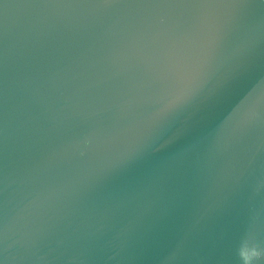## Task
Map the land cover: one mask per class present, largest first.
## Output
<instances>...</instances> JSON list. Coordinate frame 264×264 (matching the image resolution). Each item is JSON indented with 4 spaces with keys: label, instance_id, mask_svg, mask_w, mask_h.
Masks as SVG:
<instances>
[{
    "label": "water",
    "instance_id": "water-1",
    "mask_svg": "<svg viewBox=\"0 0 264 264\" xmlns=\"http://www.w3.org/2000/svg\"><path fill=\"white\" fill-rule=\"evenodd\" d=\"M262 182L260 0H0V264H264Z\"/></svg>",
    "mask_w": 264,
    "mask_h": 264
},
{
    "label": "snow or ice",
    "instance_id": "snow-or-ice-1",
    "mask_svg": "<svg viewBox=\"0 0 264 264\" xmlns=\"http://www.w3.org/2000/svg\"><path fill=\"white\" fill-rule=\"evenodd\" d=\"M184 2L197 7H234L246 4L247 0H184ZM260 3L264 4V0H260ZM214 43L215 41H212L209 46L214 45ZM205 69L206 62L201 61L190 71L178 76L161 98L160 106L150 117L151 121L153 123L163 121L192 104L200 95ZM228 86V81L220 85L221 88H227ZM211 98L210 95L206 97V100ZM255 119H257V113L255 108L251 107L241 115L240 124L245 126ZM261 187H264V182H262ZM249 247L247 239L239 240L237 249L241 256L248 254Z\"/></svg>",
    "mask_w": 264,
    "mask_h": 264
}]
</instances>
